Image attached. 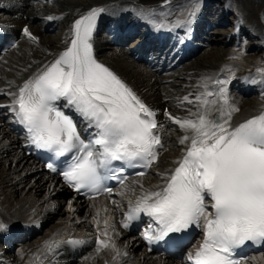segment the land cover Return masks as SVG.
I'll return each mask as SVG.
<instances>
[{"label":"snow or ice","instance_id":"1","mask_svg":"<svg viewBox=\"0 0 264 264\" xmlns=\"http://www.w3.org/2000/svg\"><path fill=\"white\" fill-rule=\"evenodd\" d=\"M169 5L170 0H164L162 7ZM199 10L197 0H191V7L174 21L165 16L157 22L155 9H133L155 31L182 29L185 37ZM122 11L126 9L112 5L93 7L80 15L71 26L70 46L9 91L11 103L0 107L13 114L25 131L27 145L46 154L47 168L59 172L69 188L85 195L111 196L113 189L106 182L114 180L124 186L118 194L131 192L134 198L127 200L119 222L123 229L147 217L143 239L149 245L165 244L173 249L182 247L198 230L202 241L186 253V264H249L250 258L240 250L248 244L264 246V109L233 123L234 114L240 111L228 88L235 73L224 80L201 76L195 93L177 97L176 106L185 115L164 111L181 133L177 142L182 151L172 167L156 171L161 183L146 187L141 178L158 167L164 125L157 111L99 62L93 50L98 18ZM44 19L58 21L63 16ZM22 32L39 45V37L28 26ZM239 55L229 59L237 60ZM256 73L260 79L250 82L264 86V67ZM62 109L86 127L78 130L73 116ZM129 169L136 170L137 177L131 187L126 184ZM112 204L121 207L116 200ZM111 220L105 218L101 229L100 220L93 217L96 252L111 251L113 261H118L128 253L118 247ZM8 230L9 225L0 220V233ZM89 243L83 238H51L41 252L46 259L64 246L75 250Z\"/></svg>","mask_w":264,"mask_h":264},{"label":"bare ground","instance_id":"2","mask_svg":"<svg viewBox=\"0 0 264 264\" xmlns=\"http://www.w3.org/2000/svg\"><path fill=\"white\" fill-rule=\"evenodd\" d=\"M187 1L170 0L169 6L162 7L164 0H38L37 2L33 0H0V11L9 15L5 20H0V23H4L5 28H8L9 31L19 37L17 46L2 56L0 60V105L10 104L11 96L7 94L9 91L14 90L17 85L22 83L34 71L51 62L55 55L69 46L71 42V26L75 19H78L80 15L93 7L115 5L121 9H126V11L120 12L117 16L105 14L98 18L97 28L93 35L94 55L99 62L105 64L125 81L145 103L157 111V119L164 125V130L162 131V134L164 133V143L177 145V137L181 135L178 127L166 119L164 111L168 110L174 115H185L186 112L176 106L177 97L182 98L189 93H195L197 91V83L203 75H211L224 80L228 79L233 72L235 73V78L228 85L230 97L235 100L240 109L238 113L234 114L233 123L257 114L264 109V94H262L264 86L252 84L250 80L260 79L256 69L264 67V41L262 42V39H264V0H221L226 9L228 8L227 13H238V26L229 31V35L232 38L228 40L229 38L224 37V42L229 41L235 44L237 37L241 40L243 32L239 26L247 23V26L255 29L259 36V39L255 40L252 36L245 35L248 41L254 42V44H251L252 46L249 45L250 47H247L254 52L251 57H259V63H257V60L244 62L242 61L244 58L240 59L243 63L228 59L234 55L245 54L246 47L239 43V38L237 44H240V52L229 51L230 54L226 58L227 52L220 51V53H215L211 60L208 59V61L205 60L202 63L199 61L201 64L195 63L191 69L195 68L197 74L191 71L181 72L179 70L184 65L183 62L193 56L187 54L184 59L176 62L175 53L181 49L178 46V38H182L180 34L177 35L176 42L166 54L149 51L148 55L153 60L146 64L137 62L139 61L137 59L139 53L144 51H134L127 55L121 49L113 48L111 44L105 43L100 38L101 28L105 24H110L112 20H115L118 24L117 32L119 34L126 31L128 27L130 29L140 28L142 21L148 23L151 29L150 31H145L144 36L153 35L155 32L158 35L161 33L167 36L169 31L166 29L155 31L152 24L147 20L139 19L133 9H155L157 22L165 16L169 21H174L191 7V0ZM197 2L200 4V8H210V6H207L210 4L206 3L205 0H197ZM199 13L200 10L196 22L199 23L200 28L203 26L204 17ZM49 15L63 16V19L58 21L44 19ZM132 15L134 17L130 18ZM211 21V26H214V34L219 33L217 30L220 25H217L213 18ZM54 22H56L55 25ZM59 25L61 34L53 38H47L44 31L54 30ZM25 26H28L39 37V45L31 43L23 36L22 30ZM179 31L182 32L183 30L177 29L173 33H178ZM168 38L170 37L168 36ZM210 38L211 41L206 43L201 51L210 47L212 35ZM261 42L263 46H260ZM164 63H166L165 66ZM29 65H31V68H29ZM177 69L179 71H176ZM245 77H248L249 80L246 81ZM180 80L184 81L180 83L183 88H178V81ZM241 87L246 89V92L241 91ZM211 89L212 85H210ZM237 91L242 97L238 95ZM7 112V108H0V123L3 124L2 119ZM177 130L179 133L175 135ZM169 131L174 132L169 134ZM21 146V136L14 132L12 128L0 124V220L9 225V230H17V228L32 229L42 226L41 233L44 234V237L41 240L36 239L37 241H34L27 253L19 249L12 253V256L3 259L4 262L2 264H51L52 260H56L58 264H144L149 255L144 251L140 252L139 240H127L126 244H120L124 233L119 230L117 219L121 217L119 215L120 212L122 213L127 207L124 201L134 198L131 192H124L123 195L118 194L123 192L122 188L116 195H113V198L100 199L96 202L67 198L66 190L57 185L54 179L45 175L36 162L30 161L25 156ZM173 150L162 155L159 160L162 162L161 167L156 171H163L173 166V161L179 157L182 146L178 144L174 153H172ZM142 180L146 187L161 183L160 177L156 175V172H154L153 176L149 177L148 175ZM128 186L131 187V183ZM42 192H44V201L38 198V195ZM112 200H116L121 207L119 209L115 208ZM105 208H107V213L104 211ZM98 213L99 215H97ZM93 217H97L100 220L99 227L101 229L104 227L103 220L108 217L112 218L111 222L115 224L116 243L122 251H127L128 256L126 258L113 261V253L111 251L104 250L98 254L96 246L93 244L86 246L85 251L89 253L79 259L73 257L61 259L59 254L56 256L49 255L46 259L43 258L42 246L46 240L51 238L91 237L94 241L97 235V226L93 221ZM44 218H46V221L43 224ZM34 234L33 239L38 235ZM34 256L35 259L33 258ZM71 258L74 262L70 261ZM253 258L249 264H264V257L261 254H257ZM148 264H166V262L160 258L159 260H151Z\"/></svg>","mask_w":264,"mask_h":264},{"label":"rangeland","instance_id":"3","mask_svg":"<svg viewBox=\"0 0 264 264\" xmlns=\"http://www.w3.org/2000/svg\"><path fill=\"white\" fill-rule=\"evenodd\" d=\"M182 1V0H181ZM190 0H188L187 2H189ZM223 1V0H222ZM207 6H209V5H207ZM211 8V7H210ZM209 8V11H208V13L211 15H213V16H215V17H217V22L218 21H221L220 22V24H222L223 25V28L222 29H225L223 32H225L224 33V36L223 35H221L222 33H221V31L219 30V28H220V26H219V28H218V32L219 33H217V34H214V36H212V43L210 44V47L208 48V49H205V50H203V51H201L194 59H192V60H190V61H188V62H185V64L179 69L181 72L183 71V72H185V71H191V72H194V73H196V69L195 68H193V69H191L194 65H195V63H198V64H201L203 61H208V59H212L213 58V55L215 54V53H220V51H223V52H227V54L225 55V57L226 58H228V56H229V54H230V52L229 51H232V52H235V51H239V46H237V45H235L234 43L232 44V43H230L229 41H227L226 43L224 42V37L225 38H227L229 35H227L228 34V31H230L235 25H236V22H235V20H234V18H236L237 16H238V13H235V12H233V13H235V14H232V15H226L225 14V11H226V9L223 7V6H219V3H218V8L217 9H210ZM227 10H228V8H227ZM228 12V11H227ZM229 12H231V11H229ZM232 13V12H231ZM258 18H259V16H258ZM228 30V31H227ZM61 27H60V25L59 26H56V28L53 30V31H45L44 33H45V35H47V38H53V37H55V36H57V35H59V34H61ZM221 33V34H220ZM226 34V35H225ZM231 39V36L229 37V40ZM250 40V39H249ZM229 42V43H228ZM242 43L243 44H245V47H246V49H245V54L243 53V54H241L242 56H244V57H242L241 55L239 56V59H237V60H235V61H240L239 63H243V62H241V60L240 59H243L242 61H246V62H248V61H252V60H257V63H259V61H260V59H258L259 57H257V56H253V57H251L252 55H254V52L252 51V49H249V45H251L252 44V42H248L247 40H246V38H243V40H242ZM247 46H249V47H247ZM252 46V45H251ZM250 50V51H249ZM122 51V50H121ZM240 52V51H239ZM237 53V52H236ZM235 54V53H234ZM246 55V56H245ZM253 58V59H252ZM229 59V58H228ZM230 60V59H229ZM199 61L201 62V63H199ZM232 61V60H231ZM254 61V62H255ZM252 63V62H251ZM256 63V62H255ZM249 68V67H248ZM188 69V70H187ZM178 69L176 70V71H179ZM197 74V73H196ZM195 74V75H196ZM183 75V74H182ZM184 76V75H183ZM179 82V84H178V88H183V86H181V84L180 83H183L184 81L183 80H180V81H178ZM238 92V95H239V91H237ZM240 96V95H239ZM242 97V96H241ZM2 99H4L3 97H2ZM1 99V100H2ZM1 125H3V126H5L4 124H2V123H0ZM8 127V126H7ZM172 133V132H171ZM179 133V131L177 130V132H176V134L175 135H177ZM169 147H171V148H173L174 147V145L172 146V144H170V146ZM177 147H178V144L176 145V148L172 151V153H174L175 152V150L177 149ZM162 164V163H161ZM154 175V174H153ZM153 175H151V176H153ZM43 196H44V192H42V193H40L39 195H38V198L41 200V201H44V198H43ZM53 223V222H52ZM46 225H48V224H46ZM49 226V225H48ZM46 227V226H45ZM48 228V227H47ZM41 240V239H40ZM31 243H34V241L33 242H31ZM30 243V244H31ZM32 247V246H31ZM16 264H19V263H16Z\"/></svg>","mask_w":264,"mask_h":264}]
</instances>
